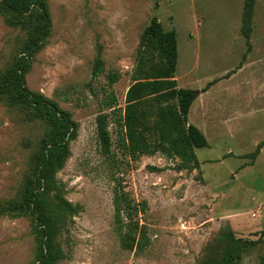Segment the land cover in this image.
Here are the masks:
<instances>
[{
  "label": "rangeland",
  "instance_id": "obj_1",
  "mask_svg": "<svg viewBox=\"0 0 264 264\" xmlns=\"http://www.w3.org/2000/svg\"><path fill=\"white\" fill-rule=\"evenodd\" d=\"M43 3L50 24L35 40L28 14L0 8V82L26 59L25 87L66 112L75 133L54 183L38 187L36 161L53 126L0 94V264H39L41 249L51 264H264V145L252 155L264 142V0H254L248 38L244 0ZM152 16L176 33L177 87L195 91L187 122L207 141L194 149L197 166L157 147L158 106L175 100L146 97L138 128L151 147L135 158L116 124L140 56L145 68L157 61L142 40ZM101 114L108 153L97 135ZM32 186L43 225L35 210L1 211L23 207ZM115 187L130 200V218L115 215Z\"/></svg>",
  "mask_w": 264,
  "mask_h": 264
},
{
  "label": "trees",
  "instance_id": "obj_2",
  "mask_svg": "<svg viewBox=\"0 0 264 264\" xmlns=\"http://www.w3.org/2000/svg\"><path fill=\"white\" fill-rule=\"evenodd\" d=\"M253 4L254 0H244L241 22L242 34L246 38L251 31ZM0 8L7 10L14 18L20 20L25 19V14H28L30 37L34 40L42 38L48 31L50 23L43 0H0ZM142 40L147 52L151 56L155 55L157 61L149 59L150 65L145 68L143 54L140 56L132 73L133 83L129 85L125 93L124 108L121 115L116 118L117 126L124 131L128 140V153L135 158L137 154L146 153L151 147L138 128L144 118L143 104L146 97L152 96L159 103L175 100L172 103L158 106L159 141L157 147L163 152L168 149L171 154L177 155L183 162H191L197 166L198 161L194 149L206 147L207 141L196 126L187 122L189 107L195 98V91L176 85L174 76L177 61L176 33L174 30H165L158 19L152 16L144 28ZM28 45L32 48L31 43ZM21 59L22 63L18 62L3 75L0 82V94L5 96L11 106L26 104L35 115L53 126L36 161L35 184L44 188L54 183L53 171L62 165L68 155V140L75 133V123L70 120L66 112L57 109L41 94L31 92L25 87L21 69L27 61L24 58ZM101 67L102 62L98 60L92 73L94 77L99 75ZM96 121L101 150L108 153L111 137L107 129L106 115H99ZM263 145L264 142H259L252 155H257ZM29 190L25 194L23 207L13 205L2 208L1 211L35 210L38 225H43L46 222L41 214V207L38 205L40 193L35 192L34 186ZM57 197L59 208L68 215L73 214L75 208L61 196ZM112 201L117 218L122 214L128 218L131 217V204L126 193L115 187ZM42 231L46 236L45 228ZM41 248L49 251V239L43 242ZM39 259L41 260L39 264H51L52 256L41 249ZM228 261L229 259L224 264Z\"/></svg>",
  "mask_w": 264,
  "mask_h": 264
}]
</instances>
